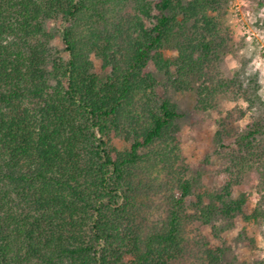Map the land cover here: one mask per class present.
I'll return each mask as SVG.
<instances>
[{"label":"trees","instance_id":"16d2710c","mask_svg":"<svg viewBox=\"0 0 264 264\" xmlns=\"http://www.w3.org/2000/svg\"><path fill=\"white\" fill-rule=\"evenodd\" d=\"M222 2L0 0V264H171L191 251L188 223L215 232L218 220L263 217L234 195L255 167L264 185V104L245 69L217 65L229 41ZM50 20L63 26V55ZM152 64L177 92L197 87L199 110L248 104L216 121L221 190L176 169L182 115L158 97ZM235 112L250 113L242 131ZM150 164L160 170L145 176ZM207 246L203 264H222L224 251Z\"/></svg>","mask_w":264,"mask_h":264},{"label":"rangeland","instance_id":"374dc122","mask_svg":"<svg viewBox=\"0 0 264 264\" xmlns=\"http://www.w3.org/2000/svg\"><path fill=\"white\" fill-rule=\"evenodd\" d=\"M221 21L226 37L229 41L228 48L220 63L230 69H245V78L257 81L259 84V97L264 104V0H223ZM62 25L59 22L48 21L46 29L54 33L52 46L54 51L63 55V46L60 36ZM170 55L173 52H169ZM95 69L100 72L101 61L94 58ZM230 73L228 68H223ZM151 70L157 78L159 85L157 95L162 100H170L178 108L182 117L177 121L176 138L179 146L176 169L186 178H196L203 189L215 192L221 190L225 182V168L228 165L227 154L216 151L215 132L217 119L220 113L226 114L235 109L246 110L248 106L244 101L222 99L218 102L216 110L202 111L197 108V87L188 92H177L171 88L164 77L152 64ZM106 74V73H104ZM246 78V81H248ZM234 120L232 125L236 130L242 131L252 122L250 113L246 117ZM225 116V115H224ZM263 117L264 112L255 114ZM116 145L122 149L128 145L122 139ZM153 164L144 167L145 176L157 171ZM160 170V169H159ZM158 170V171H159ZM256 167L247 172L242 178L240 186L235 187V197L245 193L248 197L246 212L251 215L259 205L262 215L258 221H244L238 217L230 222L218 220L215 225L220 229L212 230L200 222H190L186 226V234L191 242V251L182 259L171 264H203L206 263V254L200 246L208 244L207 248H220L224 251L222 264H264V185L260 190L261 180ZM168 180L165 175H160L159 181ZM160 194V193H159ZM156 191L149 197V213L155 216L162 210L161 198ZM188 213H193L188 208ZM206 248V247H205Z\"/></svg>","mask_w":264,"mask_h":264}]
</instances>
